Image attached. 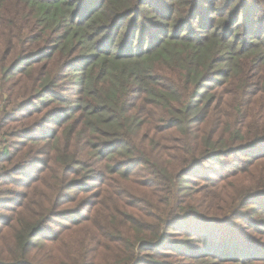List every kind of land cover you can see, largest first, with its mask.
I'll list each match as a JSON object with an SVG mask.
<instances>
[{"label":"trees","instance_id":"16d2710c","mask_svg":"<svg viewBox=\"0 0 264 264\" xmlns=\"http://www.w3.org/2000/svg\"><path fill=\"white\" fill-rule=\"evenodd\" d=\"M0 264H264V0H0Z\"/></svg>","mask_w":264,"mask_h":264},{"label":"rangeland","instance_id":"374dc122","mask_svg":"<svg viewBox=\"0 0 264 264\" xmlns=\"http://www.w3.org/2000/svg\"><path fill=\"white\" fill-rule=\"evenodd\" d=\"M41 142H44V141H41ZM51 143H53V142L51 141L50 144ZM51 148H52V146L48 145V144H43L40 147H38L36 150V154H35L36 160H43V162H46L48 154L51 151ZM46 154H47V156H46ZM35 164H37V163H33L31 166L28 167V168H30V167L31 168L26 171L25 177H33L36 175L35 170H37V168H39L37 170V172H38L41 169V166H38ZM204 172H205V174H208L207 170H205ZM197 173H199V172H197ZM20 180L22 182L24 181V179H20ZM8 184H10V181H8ZM89 184H93V183H89ZM8 189L10 190V194H13V195L11 197H7L8 202L6 203L5 206L7 209H13V208H16V206L12 205V204H14V203L19 204L22 202L26 189L24 187H13V186L8 187ZM84 213L88 214L89 209H86L84 211ZM2 214H6V211L2 212ZM8 214H10V213H8Z\"/></svg>","mask_w":264,"mask_h":264}]
</instances>
